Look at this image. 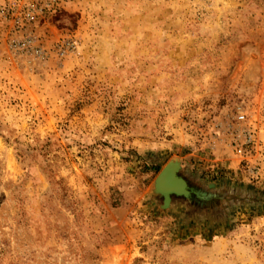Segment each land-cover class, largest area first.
Returning a JSON list of instances; mask_svg holds the SVG:
<instances>
[{"label": "rangeland", "instance_id": "1", "mask_svg": "<svg viewBox=\"0 0 264 264\" xmlns=\"http://www.w3.org/2000/svg\"><path fill=\"white\" fill-rule=\"evenodd\" d=\"M29 29L0 19V264H264V0H78ZM171 160L205 199L164 207Z\"/></svg>", "mask_w": 264, "mask_h": 264}, {"label": "built area", "instance_id": "2", "mask_svg": "<svg viewBox=\"0 0 264 264\" xmlns=\"http://www.w3.org/2000/svg\"><path fill=\"white\" fill-rule=\"evenodd\" d=\"M78 0H0V19L7 24L9 32L21 33L22 39L18 38L16 46L25 47L31 43L29 28L40 21L46 12L55 5L70 3ZM241 115V119H244ZM239 153L242 148H239Z\"/></svg>", "mask_w": 264, "mask_h": 264}, {"label": "water", "instance_id": "3", "mask_svg": "<svg viewBox=\"0 0 264 264\" xmlns=\"http://www.w3.org/2000/svg\"><path fill=\"white\" fill-rule=\"evenodd\" d=\"M180 168L179 161L171 160L162 168L155 179L154 190L163 197L164 207L171 205L174 196H183L191 202L196 199H205V194L200 193L180 174ZM165 171H168V175L164 174Z\"/></svg>", "mask_w": 264, "mask_h": 264}, {"label": "trees", "instance_id": "4", "mask_svg": "<svg viewBox=\"0 0 264 264\" xmlns=\"http://www.w3.org/2000/svg\"><path fill=\"white\" fill-rule=\"evenodd\" d=\"M233 202H235V200H233ZM207 208H208L207 211L212 210L209 205H207Z\"/></svg>", "mask_w": 264, "mask_h": 264}, {"label": "bare ground", "instance_id": "5", "mask_svg": "<svg viewBox=\"0 0 264 264\" xmlns=\"http://www.w3.org/2000/svg\"><path fill=\"white\" fill-rule=\"evenodd\" d=\"M167 172H168V171H165V173H164V174H167ZM167 175H168V174H167Z\"/></svg>", "mask_w": 264, "mask_h": 264}]
</instances>
